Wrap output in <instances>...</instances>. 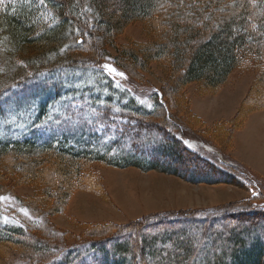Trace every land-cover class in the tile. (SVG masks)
Listing matches in <instances>:
<instances>
[{
	"label": "trees",
	"instance_id": "16d2710c",
	"mask_svg": "<svg viewBox=\"0 0 264 264\" xmlns=\"http://www.w3.org/2000/svg\"><path fill=\"white\" fill-rule=\"evenodd\" d=\"M4 2L0 114L40 97L36 122L48 134L0 140V170L37 190L30 199L0 186L5 263L264 264V193L232 165L224 170L216 157L187 149L177 135L215 146L192 136L168 103L191 83L218 89L235 70L256 68L255 85L264 83V0H48L47 8ZM137 22L149 44L114 56L107 46L113 48L116 36ZM131 60L144 68L159 63L175 85L140 102L119 83L121 76L104 67L135 82L126 65ZM215 131L226 134L222 125ZM91 164L156 171L195 185L245 187L252 195L234 205L107 224L69 244L58 239L49 217L62 213L75 189L102 190L86 174ZM168 245L173 258L164 256Z\"/></svg>",
	"mask_w": 264,
	"mask_h": 264
},
{
	"label": "rangeland",
	"instance_id": "374dc122",
	"mask_svg": "<svg viewBox=\"0 0 264 264\" xmlns=\"http://www.w3.org/2000/svg\"><path fill=\"white\" fill-rule=\"evenodd\" d=\"M22 1H30L37 8L41 6H38L35 0ZM5 5V2L0 4L2 7ZM150 41L151 37L146 32V28L141 22H137L120 32L114 39L113 48L108 45L107 49L114 56H121V53L130 51L134 46L144 48ZM133 63L131 60L126 65L136 73L133 78L135 82L119 77V83L132 92L140 102L144 104L147 102L149 89L145 85L155 88L175 85L173 81L167 82L170 80L169 75L159 63H150L145 68ZM249 70L252 71H233L226 83L218 89L209 88L202 83L188 84L176 91L175 95L172 93L168 103L173 104V108L170 105L171 112L186 121L191 128L192 136L212 141L213 146L216 147H214L217 152L216 158L224 170L232 162V165L237 166H233L235 170L244 171L247 178L253 182L256 186L253 187L254 191L264 193V153L260 151L261 142H259L261 140L264 143V120H262L264 103H261L264 83L257 87L255 84L259 72L256 68ZM45 78L47 79L44 77L41 80ZM20 101L19 107L14 105L4 107V113L0 114V140L47 137L45 126L36 122L40 97L36 102ZM1 104L6 106V103ZM255 118L256 124H254ZM218 125L224 128L228 135L226 138V134L216 133L215 129ZM250 132L255 137H248ZM177 136L181 138L180 135ZM191 140L194 142L190 148L206 153L202 150V148L205 150L203 142L193 138ZM171 160L175 161V156L171 157ZM86 174L89 178L98 180L102 190L94 192L75 189L62 213L49 217V223L58 232V239L69 244L85 238L88 231L95 233L107 224L124 225L147 215L234 205L252 195L245 187L221 184L195 185L172 175L156 171L143 172L133 167L118 169L91 164L86 168ZM0 176L4 178L0 182L1 187L14 189L22 198L32 199L36 196L37 190L33 186L17 184L15 179L19 175L13 177L8 170H0ZM145 241L149 250L153 245L152 239L147 237ZM156 246L161 248L160 243ZM165 249L168 251L165 252V257L169 254L174 255L169 252V245ZM4 254L6 252H0V264H6ZM82 261L83 259L78 264ZM87 263L88 261L85 264ZM136 264H139L138 261Z\"/></svg>",
	"mask_w": 264,
	"mask_h": 264
},
{
	"label": "snow or ice",
	"instance_id": "6c2138e0",
	"mask_svg": "<svg viewBox=\"0 0 264 264\" xmlns=\"http://www.w3.org/2000/svg\"><path fill=\"white\" fill-rule=\"evenodd\" d=\"M4 3V0H0V4H3ZM35 3L40 6V5H43L45 8H47V3H48V0H35ZM54 19V18H53ZM76 32H80L81 30L80 29H76L75 30ZM82 43V41H81ZM104 67L109 70L110 72L112 73H115L116 75L118 76H121V77H124V73L122 72H116V69L114 68H111L109 65H104ZM25 215H27V212H25ZM170 247V246H169Z\"/></svg>",
	"mask_w": 264,
	"mask_h": 264
},
{
	"label": "crops",
	"instance_id": "0c3cea01",
	"mask_svg": "<svg viewBox=\"0 0 264 264\" xmlns=\"http://www.w3.org/2000/svg\"><path fill=\"white\" fill-rule=\"evenodd\" d=\"M256 119V118H255ZM262 120H264V117L262 118ZM256 121H257V119L255 120V123L254 124H256ZM254 122V121H253ZM263 123H264V121H263ZM240 134V133H239ZM253 134H252V132H250L249 134H248V137H255V136H252ZM259 142H261V147H260V151L262 152V153H264V143H262V141L261 140H259Z\"/></svg>",
	"mask_w": 264,
	"mask_h": 264
}]
</instances>
